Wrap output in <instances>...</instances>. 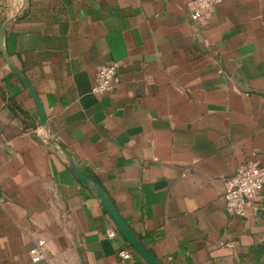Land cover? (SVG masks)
Instances as JSON below:
<instances>
[{
	"label": "crops",
	"instance_id": "obj_1",
	"mask_svg": "<svg viewBox=\"0 0 264 264\" xmlns=\"http://www.w3.org/2000/svg\"><path fill=\"white\" fill-rule=\"evenodd\" d=\"M13 16L4 47L48 120L0 44V264H148L62 150L164 264H264V191L245 217L224 196L240 162L264 166V0L204 24L185 0H0V32ZM110 62L119 84L92 92Z\"/></svg>",
	"mask_w": 264,
	"mask_h": 264
},
{
	"label": "built area",
	"instance_id": "obj_2",
	"mask_svg": "<svg viewBox=\"0 0 264 264\" xmlns=\"http://www.w3.org/2000/svg\"><path fill=\"white\" fill-rule=\"evenodd\" d=\"M189 14L197 24L206 23L211 17V8L223 0H185ZM120 82L119 64L110 62L100 66L96 73L95 85L92 92L104 94L113 91ZM264 191V166L256 160L240 162L233 175L226 179L225 202L227 212L233 217H245L248 210L254 205V200ZM5 200L0 195V208ZM110 238L120 234L118 228L106 231ZM222 245L234 248L236 242L229 240ZM34 262L47 260L46 242L39 241L30 250ZM134 249L125 248L119 252V257L124 260L132 259Z\"/></svg>",
	"mask_w": 264,
	"mask_h": 264
},
{
	"label": "water",
	"instance_id": "obj_3",
	"mask_svg": "<svg viewBox=\"0 0 264 264\" xmlns=\"http://www.w3.org/2000/svg\"><path fill=\"white\" fill-rule=\"evenodd\" d=\"M15 19L13 16L12 18L6 20L4 24L2 25L1 32H0V44L2 53L4 55V58L11 68V70L15 73V75L23 82V84L26 86V88L29 90L30 94L32 95L40 118V124L42 126H45L47 124V114L45 112V109L43 107V104L41 103V100L39 98L38 93L36 92L35 88L31 84V82L28 80V78L13 64L9 54L7 53L5 47H4V38L7 26L10 24V22ZM49 142L55 144L53 140H49ZM67 160L69 162V165L74 170L80 181L87 187L89 190H91L93 193H95L103 202L104 206L107 208L108 212L114 219L119 231L122 233L124 238L131 244V246L148 262V264H164L161 260H159L143 243L142 241L135 235L133 230L130 228L127 221L123 218L115 204L112 202V200L107 196V194L104 192V190L101 188V186L95 182H92L80 169V167L76 164L72 156L66 152Z\"/></svg>",
	"mask_w": 264,
	"mask_h": 264
},
{
	"label": "rangeland",
	"instance_id": "obj_4",
	"mask_svg": "<svg viewBox=\"0 0 264 264\" xmlns=\"http://www.w3.org/2000/svg\"><path fill=\"white\" fill-rule=\"evenodd\" d=\"M253 263H254V261H252V260H251V261H249V263H248V264H253Z\"/></svg>",
	"mask_w": 264,
	"mask_h": 264
}]
</instances>
